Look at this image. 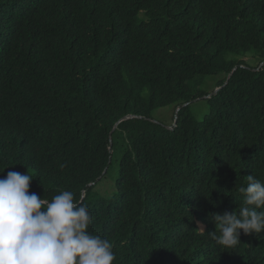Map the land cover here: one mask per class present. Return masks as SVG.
<instances>
[{
    "label": "trees",
    "instance_id": "obj_1",
    "mask_svg": "<svg viewBox=\"0 0 264 264\" xmlns=\"http://www.w3.org/2000/svg\"><path fill=\"white\" fill-rule=\"evenodd\" d=\"M0 171L82 196L113 264H264L208 234L264 182V0H0Z\"/></svg>",
    "mask_w": 264,
    "mask_h": 264
},
{
    "label": "clouds",
    "instance_id": "obj_2",
    "mask_svg": "<svg viewBox=\"0 0 264 264\" xmlns=\"http://www.w3.org/2000/svg\"><path fill=\"white\" fill-rule=\"evenodd\" d=\"M247 179L238 211L211 217L216 230L208 234L222 249H235L241 230L264 231V182ZM32 180L29 171L0 179V264H113V244L88 231L93 218L83 197L62 191L41 198L29 192Z\"/></svg>",
    "mask_w": 264,
    "mask_h": 264
},
{
    "label": "rangeland",
    "instance_id": "obj_3",
    "mask_svg": "<svg viewBox=\"0 0 264 264\" xmlns=\"http://www.w3.org/2000/svg\"><path fill=\"white\" fill-rule=\"evenodd\" d=\"M210 87H211V84L209 85V88ZM154 117H155L154 118L155 122H157L158 124L164 127H169L168 125L171 123V120H172V112L168 109L159 110L158 112H155ZM117 170H118V165L115 163L113 167L110 169L107 179L104 180V182L105 181L107 182L98 188L99 192H101V190L103 189H106V190H109V192H112L110 191L111 190L110 185L112 184V182H114L115 178L117 177Z\"/></svg>",
    "mask_w": 264,
    "mask_h": 264
},
{
    "label": "water",
    "instance_id": "obj_4",
    "mask_svg": "<svg viewBox=\"0 0 264 264\" xmlns=\"http://www.w3.org/2000/svg\"><path fill=\"white\" fill-rule=\"evenodd\" d=\"M262 65V64H261ZM233 71H235V69L233 70ZM231 76V75H230ZM229 76V77H230ZM229 77H228V79H229ZM225 84H227V82L225 83ZM215 93H217V90H215V92H214V94ZM206 98V97H205ZM198 100V99H197ZM188 104H185L183 107H186ZM179 111H180V108H178L177 110H176V113H175V116H174V123H173V126L171 127V126H169V127H166L167 129H169V130H172L173 129V127L174 126H176V124H177V119H178V113H179ZM135 118H138V119H141V117H136V116H132V115H128V116H125V117H123L115 126H114V130L117 128V126L119 125V123H121V122H124V121H128V120H131V119H135ZM155 122V121H154ZM157 123V122H156ZM107 171V169L104 171V173H103V175L105 174V172ZM92 185V184H91Z\"/></svg>",
    "mask_w": 264,
    "mask_h": 264
}]
</instances>
